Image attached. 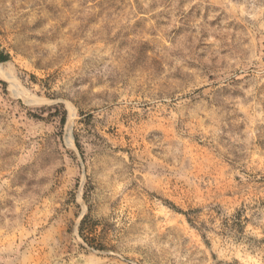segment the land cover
<instances>
[{
	"label": "rangeland",
	"instance_id": "obj_1",
	"mask_svg": "<svg viewBox=\"0 0 264 264\" xmlns=\"http://www.w3.org/2000/svg\"><path fill=\"white\" fill-rule=\"evenodd\" d=\"M0 264H264V0H0Z\"/></svg>",
	"mask_w": 264,
	"mask_h": 264
},
{
	"label": "trees",
	"instance_id": "obj_2",
	"mask_svg": "<svg viewBox=\"0 0 264 264\" xmlns=\"http://www.w3.org/2000/svg\"><path fill=\"white\" fill-rule=\"evenodd\" d=\"M10 57L0 50V62L5 63L9 61Z\"/></svg>",
	"mask_w": 264,
	"mask_h": 264
}]
</instances>
